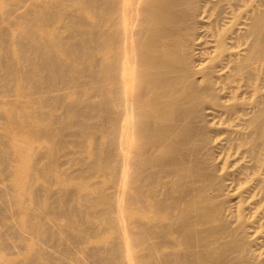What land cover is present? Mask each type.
Returning <instances> with one entry per match:
<instances>
[{
	"label": "bare ground",
	"instance_id": "1",
	"mask_svg": "<svg viewBox=\"0 0 264 264\" xmlns=\"http://www.w3.org/2000/svg\"><path fill=\"white\" fill-rule=\"evenodd\" d=\"M0 264H264V0H0Z\"/></svg>",
	"mask_w": 264,
	"mask_h": 264
},
{
	"label": "rangeland",
	"instance_id": "2",
	"mask_svg": "<svg viewBox=\"0 0 264 264\" xmlns=\"http://www.w3.org/2000/svg\"><path fill=\"white\" fill-rule=\"evenodd\" d=\"M27 140V139H26ZM50 144V141L49 140H46V139H42V140H38L37 142V146H39L40 148H43V147H46ZM22 145L21 141L18 139V138H15L13 140V142L11 144H9V147L13 148V153L11 156H13V161L15 163L16 166H18L17 168H21V170L18 172L20 174V177H23V175L25 174L24 173V170L27 169V166H28V158H29V153L27 150H22V149H19V146ZM66 152V151H65ZM85 153H81L80 155H84ZM70 157V160H67V157L64 156V161L63 162H60V160H54L53 162V166L51 168V171L52 172H56L57 175H58V178L60 179H63L65 181V186L64 187H67V188H71L73 187L77 182H79V179L77 178H71V177H67V176H64L62 174H60V171H68L70 170L71 168H75L76 166H78L79 164L77 163V160H76V157H78V155H69ZM43 165V162L40 163V166ZM50 176H45V174H39L37 176V184H42L45 179H48ZM16 179V176L15 175H9L7 176L4 180L6 182L8 181H12L14 180L15 181ZM87 180H91V178H87ZM127 213L128 215L130 214V211L127 210ZM97 219H101L100 216H98ZM65 218H62L60 221L61 222H65ZM96 240V239H95ZM93 241V240H91Z\"/></svg>",
	"mask_w": 264,
	"mask_h": 264
}]
</instances>
